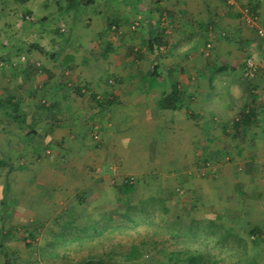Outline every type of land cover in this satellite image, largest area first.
I'll list each match as a JSON object with an SVG mask.
<instances>
[{"label": "rangeland", "instance_id": "obj_1", "mask_svg": "<svg viewBox=\"0 0 264 264\" xmlns=\"http://www.w3.org/2000/svg\"><path fill=\"white\" fill-rule=\"evenodd\" d=\"M96 1L97 9H105L106 0ZM168 1L169 4L173 3L172 0ZM233 1L230 4L223 0L225 8L221 12L224 15L219 13L213 17L211 13H206L192 16L173 12L170 17H163L167 31L166 43L160 48L162 57L159 68L163 74L172 75L173 72L167 73L166 69L173 66L175 69L181 66L184 73H191L200 69L207 58L217 62L215 55H224L221 43L230 42L223 34L237 33L242 28L255 44L250 45V42L243 50L244 47H238L237 42L231 41L230 46L225 43V50H229L234 59L224 57L236 69L238 61L246 56L256 61L261 59L259 52L263 49L262 41L256 36L254 26L244 20V11L249 7L246 1L253 4L256 0ZM261 2L254 21L255 25L264 27V0ZM114 4L109 10L110 14L124 19L117 30L105 28L101 15L90 8L81 12L80 19L73 20L71 13H55L53 3L45 0H27L25 3L0 0V98L3 100L0 105V159L6 163L0 165V204L3 197L6 199L4 209L0 206V228L5 227L6 236L0 240L8 248L10 264H75L83 257L107 251L111 246L116 252L124 251L128 246L126 236L118 235L114 240L106 238L101 246L97 244L90 249L64 245L52 240L49 233L58 232L62 222L72 215L73 225L83 226L90 224L98 213L119 210L123 204L116 202L115 187L125 179H130L136 188L131 203L160 195L165 198L167 210L164 215L176 223L186 224L192 218L213 219L232 227L247 243L246 256L254 258L258 264H264V238L253 241L248 234L253 226L264 230V158L258 161L261 166L256 168L255 173L245 175L243 170L237 169L244 160L243 156L230 157L227 141L214 144L222 148L219 155L202 154L196 139V125L191 120L189 125L185 121V110L176 112L157 108L155 101L159 91L167 88L168 84L164 78H159L157 88H154L157 90L150 89L140 72L148 73L152 67L142 45L146 36L153 32L155 27L152 21L156 24L159 15L149 0H116ZM209 6L214 11L217 9L212 4ZM211 8L207 10L211 12ZM43 16L47 19L40 22L38 19ZM209 16L215 23L213 27L208 26ZM143 17L148 18L152 26L143 27L139 22ZM197 17L201 18L198 24ZM184 21L189 25L183 24ZM176 25L180 27L177 31L174 30ZM98 33L102 34V38L98 37ZM170 42H173V46H169ZM32 43L41 46L43 53L29 49ZM68 43L76 48L79 43L77 58L78 61L82 60L80 56L85 58L84 62L90 68L86 74L92 76L93 65L95 69L104 68V97L113 102L98 112L83 100L72 103L65 96L64 102L71 103L69 108L53 111L55 121L60 122L56 133L53 126L47 123L48 114L36 107L40 100L32 102L28 93L33 91L41 96L43 93L38 89L43 84L44 93L49 91L50 96L54 83L58 81L60 92H68L65 90L68 79L64 77L67 72L63 74L62 70L58 71L60 68L53 69L50 57L58 49H61L60 56L71 50ZM252 47L255 50H251ZM138 48L144 50L141 59L134 51ZM29 64L43 65L54 76L39 72L30 79H24L26 93H22L26 99L22 108L15 113L20 116L10 115L5 99L7 91H2L1 84L7 80L8 88L15 89L22 77L21 70ZM117 71L120 72L117 82L114 77L106 75H114ZM4 73L6 77L2 76ZM84 78L80 75L79 81L83 83ZM86 80H91V77ZM184 84L193 90L202 86L201 80L196 78L186 79ZM11 92L16 91L12 89ZM137 104L142 106L136 108ZM193 107L196 110L195 104ZM29 129L36 132L26 135ZM103 160L104 182L97 184L99 162ZM8 164L13 166V171L6 172ZM36 164L43 180L38 179L33 171L32 165ZM255 180L260 189H250L249 185ZM27 181H30L27 188L22 190L21 185ZM4 183L8 184V192H5ZM28 193L31 199L39 196L34 204L45 203V214H41L43 221L25 222L24 218L28 215L18 204L29 197L26 195ZM78 199H81V203ZM157 221L161 222L160 219ZM20 225H24L26 230L19 229ZM27 230L36 233L35 237L26 236L24 231ZM23 235L25 240L21 238ZM27 242L31 243L30 247L25 245ZM209 251L216 258V264H229L220 244L210 246ZM53 254L57 260L52 258L55 257ZM62 255H65L63 260Z\"/></svg>", "mask_w": 264, "mask_h": 264}, {"label": "trees", "instance_id": "obj_2", "mask_svg": "<svg viewBox=\"0 0 264 264\" xmlns=\"http://www.w3.org/2000/svg\"><path fill=\"white\" fill-rule=\"evenodd\" d=\"M20 1L25 3L27 0ZM45 1L53 3L55 13H71V18L73 20L80 19L81 12L86 8H90L92 12L101 15L105 28L113 27L117 30L124 23L123 18L115 14L111 15L109 12V10L115 5L114 3L116 0H106V7L103 10L96 8V0ZM136 1L138 0H128V2ZM149 2L153 4L154 11L159 15L156 24L160 27L157 26L151 34L146 36L143 40L142 46L146 49L147 53H145L148 54L152 64L149 76L154 78L160 76L159 61L162 57L160 48L162 44L166 43V28L163 25V17H166L165 15L170 17L171 13L165 11L161 7V0H149ZM248 3V11L256 17L257 3L251 4V1ZM26 13L30 14L29 11ZM46 19L47 17L43 16L38 20L43 22ZM139 22L141 23L142 19ZM141 24L145 27L143 22ZM213 24V21L208 22V26H212ZM72 26L70 27V30ZM98 37L102 38V34L98 33ZM29 46V49H36L43 53L42 47L38 44L32 43ZM134 51L139 54L138 59L144 57V50L142 48L134 49ZM55 53L57 55L58 52ZM247 57L250 56H246L242 63V77L247 81H251L253 79L245 76L243 73V65ZM72 59L73 57L69 54L64 56L61 63L63 72L64 70L67 71L71 69L69 64ZM206 63L209 73L207 81H209L208 83L210 84L211 76L216 69V66H214L209 58H207ZM26 67L27 68L24 70L26 78H29L31 74H37L39 72L49 73L47 68L40 64H30ZM106 75L114 77L113 79L116 82L120 80V72L118 71L114 73V75L108 73H106ZM141 75L145 79H149L148 75H145L144 73ZM69 88L78 97L87 96L90 102H93L90 108L94 111L98 110L99 112V109L101 110L103 107L105 108L108 104L112 103V101L107 99L106 96L103 100V98L97 97L93 92L88 93V89L81 85L70 83ZM82 88L85 89L84 92L82 91ZM249 94L252 95V93ZM185 96L186 93L179 86L178 82L169 81L168 88L164 89L158 97L156 106L158 109L168 111H175L183 108L187 116L195 123L197 120V114L189 108L190 102L184 100ZM5 99L8 103V112H11L10 115L14 114V116H20L15 114L18 110L20 101L14 99L12 96H6ZM1 101L3 100L0 98V105H2ZM252 102H255L254 98L252 99ZM57 107L58 103L46 106L44 102L40 101L37 106L42 112L44 111L48 114L47 123L50 125L56 124L53 111ZM255 112V106L244 104L239 110L236 118L232 120L234 131L239 133L241 129L248 126L252 119L255 118ZM27 135H30V133L28 132ZM198 162L199 161H197V165L200 166V163ZM0 165L3 166L6 165V163L0 159ZM4 185L5 192H8V184L4 183ZM238 186L240 187L239 184ZM115 188L117 189L116 202L123 204L119 210H116L113 213H98L90 224L83 226L73 225L74 216L72 215L68 220L62 222L58 232L50 231L49 234L52 240L60 241L64 245H76L78 247H88L90 249L96 247L97 244L101 246L103 240L106 238L114 240L116 239V236L121 235L128 237V246L124 248V251L121 253L116 252L114 247L111 246L107 251L103 250L99 254H92L83 257L75 262V264H216V258H214L209 251V247L214 244L221 245L222 250L228 256L229 264H258L254 258H248L246 256L247 243L242 236L235 233L232 227L215 222L213 219L206 220L192 218L186 224L176 223L172 218L164 215L167 208L164 205L165 198L163 196H149L131 203L136 188L130 179H125ZM78 201L80 202L81 199H78ZM5 202L6 199L3 197L1 201L3 209L5 207ZM157 219H160L161 222L157 221ZM19 229L26 230L23 226L19 227ZM24 234L30 238H34L36 233H31L27 230L24 231ZM248 234L253 241L259 237L264 238V230L259 226H253ZM21 238L22 240L26 239L24 235L21 236ZM203 240H207V242H203ZM25 245L30 247L31 243L27 242ZM0 248L3 250L5 256L8 257V251L3 243L0 244ZM64 257L65 255H62L61 259L63 260ZM52 258L56 260L58 259L56 256Z\"/></svg>", "mask_w": 264, "mask_h": 264}, {"label": "crops", "instance_id": "obj_3", "mask_svg": "<svg viewBox=\"0 0 264 264\" xmlns=\"http://www.w3.org/2000/svg\"><path fill=\"white\" fill-rule=\"evenodd\" d=\"M262 0L260 1H255V3H257V11L260 10V6L262 5ZM172 4H169L168 0H163L161 3V7L165 10L168 11L170 13L176 12L181 13V14H190L192 16H199L200 14H206V13H211L212 16L214 17L215 15H219V13L221 15H224L223 12H221L222 9L225 8V3L223 2V0H172ZM249 2V1H246ZM213 5L214 7H216L217 9L212 10V8L209 5ZM207 8H211V12L207 10ZM206 17V16H205ZM208 17V15H207ZM196 18V17H195ZM194 18V19H195ZM142 22L145 24V26H149V24L152 26L153 23V28H156V24L155 21H149L148 18H141ZM201 18L197 17V21L196 23L198 24V21H200ZM187 21V20H186ZM186 21L183 22V24H186V26L189 25V23H185ZM212 21L210 16L208 18V22ZM141 22V23H142ZM193 24V23H192ZM215 25V23H214ZM179 25H176L174 27V30L177 31L180 29V27H178ZM154 28V29H155ZM167 32V31H166ZM247 31L245 30V28L240 29V32H233L232 34L228 35V34H223L224 38L227 39L228 42H224V44L221 43L222 47V51L223 54L227 57L229 56L230 60L234 59L233 54L230 53L229 50H225L226 46L225 43H227V46H230V43L237 42L238 47L241 45L242 47H244L243 50L246 49V45L249 44L251 42V39L248 37ZM167 36V35H166ZM169 37V36H168ZM231 39V40H230ZM222 41V40H219ZM232 41V42H231ZM68 42H70V40H68ZM76 42V41H75ZM173 42H176L175 40H173ZM173 42H170L169 46H173ZM77 48L80 46L79 43H77ZM172 44V45H171ZM175 44V43H174ZM254 42H251L250 45H254ZM263 45V49H261L260 53V57L262 59L263 55H264V44L262 42ZM64 45L62 44V47ZM71 50H67L65 53H63V55H59L61 49H58V53L56 55H50L51 57V61H52V68H60V70H58L59 72H62L63 70L61 69L62 67V61L65 55L69 54L73 57V59L71 60V63L69 64V66L71 67L70 70H64L63 74L65 73V71L67 72L66 74H64V77H66V79H68L66 82L67 86L65 90H68V92H60L62 91L60 89V81L54 83V87L52 91H51V95L52 97H50L48 95L49 91H46V94L44 93V89H42V86H39L41 89L38 91L43 93L41 96L37 95V92H29V97L30 100L32 102L36 101V100H40V102H44L46 106H50L54 103H58V107L55 108L56 111H60V109H62L63 107L69 108V105L71 103H65L64 99L65 96H68V99L72 100V103L77 102V100H83L84 103H86L89 107H91L93 102H90L89 98L86 97H78L75 93H73L70 88H69V84L70 83H75L78 85H81L82 87H86L88 90V93L93 92L94 94H96L97 97L99 98H103L104 100V68L103 70L100 69H95V65H93V70L92 71V76H89L88 74H86L87 72H89L90 68L89 66H86L85 64V58L83 56H80L82 58V60L78 61L77 55L79 53H76V47H71L70 43H68V45ZM251 50H255V48H251ZM224 55H215V58H217V62L214 60L212 61V63L214 64V66H216V69L213 71V74L211 76V83L209 84L207 81L208 80V70H207V63L205 62L204 65H202V67H200V69L197 70H192V72H185L182 69L181 66H178V69H175V67L173 66L171 67H167L166 71L167 73H172V75H166L163 74V70L159 69L160 72V76L158 77H150L149 73L151 71H149L148 73H144L145 75L149 76V79H145L144 77H142L144 80V82L147 84L148 83V87L150 89L153 90H157L154 88L159 81H157L159 78H164V82H167L168 86H169V81H176L178 82L179 86L182 88V90L185 91L186 96L184 98L185 101L190 102L189 103V108L194 111L197 114V120L194 123V121H192L186 114L185 116V121L189 124L191 120L193 124L196 125V134H197V143H198V147L199 145L201 146L200 148H202V154L209 153L212 154V156L214 155H219V152H221L220 145H214L217 141H227L229 143V156H233V157H241L240 155L243 156L244 160L241 162L242 164L240 166H237L239 170H243V173L245 175H248L249 173H255V170L258 166H261V164L258 162L260 161L261 158H264V68H261L257 75L256 78L251 80V81H247L246 79H244L242 77V63H243V59L238 61L237 63V68L236 66L234 67L233 63L229 64V59L224 57ZM214 56V55H212ZM8 57V56H7ZM6 57V59L8 60V58ZM259 57V56H258ZM223 58V59H222ZM236 58V57H235ZM233 62V61H232ZM30 65V64H29ZM81 67V68H80ZM27 67L25 66L21 71H22V77L20 78V81L17 83L16 88H8L9 87V81H5L3 84H1V89L3 92L7 91V95L6 96H13L14 99H17L20 101L18 110L22 108V105H24V98L26 97L22 92H25V87H23L24 85V79H30L31 77L35 76L34 74H31L29 78L25 77V72L24 70ZM47 68V67H46ZM63 68V67H62ZM47 70L49 71L48 74L49 76H54V73L52 71H50L48 68ZM62 70V71H61ZM165 70V69H164ZM54 71V70H53ZM55 72V71H54ZM237 72V73H236ZM141 74H143V72H140ZM139 73V74H140ZM80 75L81 77H91V80H86V78H84L83 83L80 82ZM1 76V75H0ZM3 77H6L7 74L4 73L2 74ZM170 77H172L170 79ZM239 77L241 79H239ZM1 78V77H0ZM189 80H194L196 79H200L202 82V86L198 87L197 89L193 90L192 88H186L184 81L186 79ZM91 81V83H89ZM90 84V85H89ZM212 84V85H211ZM86 85V86H85ZM168 86H166L168 88ZM56 88V89H55ZM82 88V91L84 92L85 89ZM167 88H163L160 89L161 91H159V95L158 97L161 95L162 91L164 89ZM15 90V93H12L11 91ZM86 91V92H87ZM85 92V93H86ZM60 93H62V95L60 96ZM249 93H252V95H250ZM255 99V102H252V99ZM26 99V98H25ZM47 99H50V101H47ZM108 99V98H107ZM240 99V101H239ZM113 100V99H112ZM140 100V98L138 99ZM239 102H238V101ZM141 101H143L141 99ZM157 101V100H156ZM156 101H155V105H156ZM39 102V101H38ZM113 102V101H112ZM136 102V101H135ZM134 102V103H135ZM252 102V103H251ZM23 103V104H22ZM143 103V102H142ZM36 105V103H33V105ZM38 104V103H37ZM196 105V110L195 107H193V105ZM249 104L251 106H255L256 107V116L255 118L252 119V121L250 122V124H248V126H246L245 128L241 129L239 133H236L232 127V120L236 118L239 110L243 107V105ZM38 105H36L37 107ZM142 105L137 104L136 108H140ZM73 107V104H72ZM101 108V107H100ZM107 108V107H105ZM183 109V108H182ZM104 110V107L101 109ZM184 110V109H183ZM100 111V109H99ZM176 112L178 110H175ZM101 117V115H100ZM56 124L52 125L54 132L56 130L57 133V129L58 127H60V122L56 121ZM56 128V129H55ZM52 129V130H53ZM30 133V135L34 134L36 131L34 129H29L28 131L25 132V134L27 135V133ZM55 139V138H54ZM56 140V139H55ZM219 142V143H220ZM218 143V144H219ZM1 158V157H0ZM99 169H98V173H97V177L98 179H96L95 181H97L96 183H102L104 181H102V178L104 175H102V173L104 172V160L99 162ZM33 167V171H35V175L37 176L38 179H42L43 180V176L41 173H39L38 171V165L36 164V166L32 165ZM8 168V169H7ZM6 168V172L8 171H13V166L8 164ZM26 168H24L23 170H25ZM96 177V178H97ZM27 181L26 184L21 185V189L24 190L25 188H27V184H29ZM248 180L246 181V183L248 184ZM257 181H253V183L250 186V189H260V187L258 188V183H256ZM240 185V183H238ZM248 186V188H249ZM101 187V186H100ZM239 187V186H238ZM262 188V186H261ZM2 190V189H1ZM91 192H93L91 190ZM29 197L22 200V202L19 205L20 209H22L24 211V214H27L28 217L24 218L25 222L27 223L28 221H43L44 217H42L43 214H45V203H37L34 204V202L38 201L39 196L36 195V199H31L30 198V193L26 194ZM26 197V196H25ZM28 200V202H27ZM32 200V201H31ZM17 204V202H16ZM1 206V204H0ZM37 209V210H36ZM1 212V211H0ZM33 212L35 213L36 216H33ZM42 214V215H41ZM32 215V216H31ZM25 223V224H26ZM24 224V222L22 223ZM21 227L24 225H20ZM6 236V229L5 227L0 228V238L5 237ZM11 236L14 238L15 236L11 234ZM0 244H1V240H0ZM9 244V243H8ZM5 245H7V243H5ZM7 250L8 248L5 247ZM0 264H10V259L9 256L6 257L3 250L0 248Z\"/></svg>", "mask_w": 264, "mask_h": 264}, {"label": "built area", "instance_id": "obj_4", "mask_svg": "<svg viewBox=\"0 0 264 264\" xmlns=\"http://www.w3.org/2000/svg\"><path fill=\"white\" fill-rule=\"evenodd\" d=\"M228 3L232 4L233 0H227ZM245 17L244 20L250 25L254 26L256 36L263 42L264 44V27L255 25V16L249 13L248 9H245ZM264 68V57L260 61H255L252 57H247L244 61L243 65V73L245 76L254 79L256 77V73L259 69Z\"/></svg>", "mask_w": 264, "mask_h": 264}]
</instances>
